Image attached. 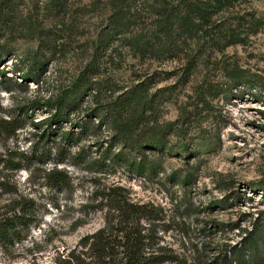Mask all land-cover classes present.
I'll return each mask as SVG.
<instances>
[{"label": "rangeland", "instance_id": "1", "mask_svg": "<svg viewBox=\"0 0 264 264\" xmlns=\"http://www.w3.org/2000/svg\"><path fill=\"white\" fill-rule=\"evenodd\" d=\"M14 1L1 41L0 71L10 80L0 75V116L20 115L23 127L0 135V184L7 183L0 186V207L14 197L33 199L38 223L20 242L0 241V262L73 264L67 258L73 249L90 253L82 238L107 219L98 193L118 185L134 203L157 209L152 251L167 260L161 264H230L225 252L255 226L264 228V0L235 9L248 15L244 30L255 33L245 46L209 57L208 83L206 65L171 48L141 55L114 34L106 51L96 53L95 38L110 24L108 0H67L57 21L43 12V1L39 9L31 0ZM251 17L255 25L248 26ZM226 61L263 83L228 82L221 71ZM84 72L92 88L77 94L78 108L52 133L46 120L53 110L25 112ZM128 121L134 122L129 134L119 130ZM151 138L162 147L140 149ZM11 162L22 165L14 171ZM54 166L67 173V184H49ZM77 219L82 224L75 226ZM262 246L260 264L264 240Z\"/></svg>", "mask_w": 264, "mask_h": 264}, {"label": "trees", "instance_id": "2", "mask_svg": "<svg viewBox=\"0 0 264 264\" xmlns=\"http://www.w3.org/2000/svg\"><path fill=\"white\" fill-rule=\"evenodd\" d=\"M39 9L38 0H31ZM43 1V12L57 21L60 13L65 9L67 0H39ZM247 0H108L110 9V24L108 31L95 38L94 50L97 53L107 49L106 41L114 34L121 35L123 47L134 50L141 55L156 56L163 54L169 48L193 56V64L206 65L203 82L208 83L213 77V69L209 62L213 54L225 51L230 47L245 46L255 33L244 30L247 14L235 10ZM17 2L14 0H0V63L5 52L2 42L3 34L10 29L12 11ZM38 11V10H37ZM248 18V26L255 25L254 20ZM36 31L39 30L36 28ZM40 36V33L37 34ZM105 41L103 42L102 40ZM114 49V48H113ZM112 49V50H113ZM206 54V60L198 58ZM35 66L41 61L38 55L32 54ZM95 59V55H93ZM218 64V63H217ZM222 75L228 82L237 85L262 84V77L251 73V70L233 62H222ZM2 82H6L5 74L0 71ZM26 73L23 78H29ZM87 74L84 72L71 86L63 89L56 97L44 102H33L29 107L34 110L37 106L47 107L54 112L47 118L46 124L52 127L70 118L73 110L80 104L77 94L87 87ZM80 98V97H79ZM119 117H116V121ZM18 116H0V135H15L23 124ZM131 121L121 122L119 130L130 133L133 129ZM46 136V134H45ZM44 137V136H43ZM140 149H159L162 143L151 138L139 143ZM22 161V160H21ZM21 163L11 162L10 169L19 170ZM49 184L59 187L67 184V173L54 166L48 173ZM188 182V180H186ZM1 187L7 183L1 182ZM100 201L98 207L105 210L107 219L103 228L94 234L82 238V246L87 251L77 253L73 249L67 256L73 264H161L163 260L152 251L151 220L158 212L156 208L145 204L134 203L118 185L104 187L98 193ZM37 207L33 199L14 197L0 207V241H22L24 235L33 225H37ZM154 219V218H153ZM82 224L80 219L75 226ZM148 225V226H147ZM263 227V226H262ZM255 226L253 233L245 236L239 245H234L225 252L224 261L230 264H260L263 258L262 240L264 228ZM26 233V234H25ZM0 264H2L0 262Z\"/></svg>", "mask_w": 264, "mask_h": 264}]
</instances>
